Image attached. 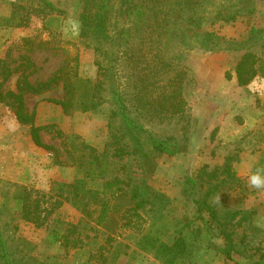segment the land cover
Returning a JSON list of instances; mask_svg holds the SVG:
<instances>
[{
    "label": "rangeland",
    "instance_id": "1",
    "mask_svg": "<svg viewBox=\"0 0 264 264\" xmlns=\"http://www.w3.org/2000/svg\"><path fill=\"white\" fill-rule=\"evenodd\" d=\"M50 1L65 13L36 14L41 6L39 0H0V57L8 46L10 67L22 61L20 56L28 57L32 64L27 70L32 71L29 75L32 82L49 78L66 64L72 71L76 69L80 77L94 79V52L78 38L77 0ZM255 5L253 13L235 21H216L205 26L223 37L220 48L214 51L179 49L181 67L186 73L184 111L176 116L142 112L140 121L151 134L176 139L184 151L154 155L145 168L130 156L119 161L106 158V170L101 177L89 178L84 174V165H77L83 151L87 152L80 147L81 142L94 147V153L99 155L108 141L112 108L109 90L102 91V102L96 108L68 113L47 100L62 97L60 83L40 94L25 95L28 110L34 111L35 124L53 123L54 129L62 132V138L53 131L41 132L45 143L59 149V162L54 161L50 151L35 146L29 126L17 122L12 109L0 103V228L15 261L20 264H162L136 246V240L147 232L168 243L178 232L184 234L193 245L192 264H251L264 251V190H254L246 183L251 172L264 168V79L256 76L247 85L240 86L233 76L226 75L227 72L233 75L232 67L242 51L253 49L264 58L262 44L245 42L251 28L264 29V0H256ZM25 16L29 17L27 25H13ZM28 36L35 41H46L48 46L25 53L17 46L21 37ZM168 52L166 49L165 56ZM142 53L137 60L121 57L112 62V80L123 91L131 92L137 76L156 65L152 52L143 49ZM17 76V72L13 73L4 86L13 89ZM163 82L156 75L151 86L157 90ZM225 164L230 165L232 176L225 172ZM202 168L208 172L217 168L219 177L206 181V174H200ZM111 175L120 177L125 189L127 179L145 180L165 194L168 202L157 212L148 211V207L140 210L136 222L130 220L123 225L126 218H121V214L129 204L126 198L114 196L107 220L96 224L97 212L89 207L87 214L82 210V203H74L67 183L84 176L87 186L101 189L103 180ZM188 177L197 178L189 195L184 190ZM212 184L217 187L208 202L218 212L228 208L253 211L249 224L233 230L232 241L237 252H232L230 258L218 250L224 238L216 222L207 211L198 212L191 200L192 196L201 197ZM27 190H31L33 197H42L40 219L51 209L41 226L20 216L22 196ZM55 200L61 204L52 208ZM71 225L76 230L70 236L79 235L83 243L80 247L49 243L48 233H68Z\"/></svg>",
    "mask_w": 264,
    "mask_h": 264
},
{
    "label": "trees",
    "instance_id": "2",
    "mask_svg": "<svg viewBox=\"0 0 264 264\" xmlns=\"http://www.w3.org/2000/svg\"><path fill=\"white\" fill-rule=\"evenodd\" d=\"M256 0H77L76 15L79 22L78 38L85 46L92 49L95 55L96 77L83 78L72 71L68 65L58 68L49 78L43 81H30L32 71L27 69L31 61L24 55L16 66L10 67L7 62L9 46L0 57V103L12 109L17 122L29 126V135L33 144L53 154L54 161L59 162V149L45 143L41 132H54L62 138L60 129L55 125H37L34 122V111H29L25 103V95L40 94L45 90L61 84L62 97L48 98L47 100L58 104L64 113L73 110L87 111L99 106L102 102V91L109 90V100L112 108L109 114V136L102 152L98 155L95 148L81 142V148L87 152L77 160L78 166L84 165L85 176L94 178L106 170V158L117 161L125 157L137 160L140 167L148 166L154 155H174L184 151L173 137L160 138L147 130L140 121L142 112L148 114H167L176 116L182 113L185 107V71L181 67L179 49L197 48L203 51H214L224 42L223 37L214 31L207 30L205 26L216 21L232 22L238 17L251 14L255 11ZM41 6L36 14L50 13L64 14L65 10L50 0H39ZM20 7V5H16ZM28 16L19 19L14 26L28 24ZM21 20V22H20ZM253 41L262 44L264 54V29L251 28L245 42ZM18 48L25 53L36 48L47 47L46 41H35L32 37H21ZM232 44V43H230ZM152 52L156 59L155 69L149 68L137 76V82L131 92L123 91L119 83L112 80L113 63L121 57L137 60L142 51ZM169 50V55L164 52ZM254 50L242 51L236 58L232 67V77L240 86L247 85L256 76L264 79V58H260ZM149 54V53H148ZM24 59V61H23ZM113 62V63H112ZM18 73L13 89L6 88L4 84L13 73ZM137 75L138 73H133ZM159 75L164 81L157 90L152 88V79ZM129 100L131 103H129ZM63 143V141L61 142ZM78 148V147H75ZM80 149V148H78ZM80 151H82L80 149ZM231 157H228L230 159ZM102 161V162H101ZM85 162V163H83ZM217 168L210 172L203 170L206 181L216 180ZM225 172L233 175L230 165L225 164ZM126 189L121 186L123 180L117 175H111L103 180L101 189L91 188L85 184L83 177H77L69 184L68 192L74 203H82V210L88 212L92 208L97 212L96 224L107 220L111 210V199L126 198L129 204L121 214L126 218L123 225L140 218L139 211H159L168 202V197L162 192L152 188L145 180L127 179ZM197 178L186 179L185 192L189 195L190 188H194ZM201 184H199L200 186ZM115 187V190L113 189ZM217 185H209L201 197H191L198 212L207 211L209 217L216 222L219 233L224 238L218 250L230 258L232 252H237L232 241L233 230L251 220L253 211L243 209H225L222 213L209 204L208 198ZM30 191L22 196L20 216L23 219L34 221L37 226L43 225L49 210L44 218L40 219L42 197H33ZM66 198V197H64ZM61 204L55 200L52 208ZM89 214V212L87 213ZM157 215V214H156ZM230 228V230H228ZM232 228V229H231ZM76 227L71 225L67 231L61 233L50 232L46 236L49 243H58L66 247H80L83 243L78 234H74ZM168 243L152 233H143L137 240L138 249L151 253L153 258L162 264H192L193 245L181 232ZM0 264H20L10 255L6 240L0 228ZM223 264V263H214ZM235 264H240L236 263ZM251 264H264V251L252 261Z\"/></svg>",
    "mask_w": 264,
    "mask_h": 264
},
{
    "label": "clouds",
    "instance_id": "3",
    "mask_svg": "<svg viewBox=\"0 0 264 264\" xmlns=\"http://www.w3.org/2000/svg\"><path fill=\"white\" fill-rule=\"evenodd\" d=\"M247 185L254 190H264V168H256L246 180ZM219 200V197H217Z\"/></svg>",
    "mask_w": 264,
    "mask_h": 264
}]
</instances>
